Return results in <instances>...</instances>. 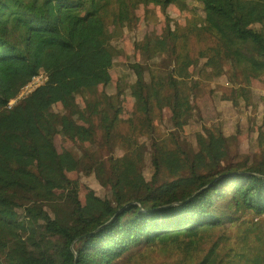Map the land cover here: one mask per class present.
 Here are the masks:
<instances>
[{
	"label": "trees",
	"instance_id": "1",
	"mask_svg": "<svg viewBox=\"0 0 264 264\" xmlns=\"http://www.w3.org/2000/svg\"><path fill=\"white\" fill-rule=\"evenodd\" d=\"M152 1L167 30L161 38L137 32L145 61L137 67L118 44L138 21L134 0H0V264H116L127 256L135 264L154 256L159 264H264V114L249 128L259 158L220 164L160 133L166 107L178 129L195 115L201 82L229 84L219 100L256 112L264 0L182 1V19L171 0ZM188 56L191 70L183 68ZM39 73L45 83L7 109ZM192 76L191 89L176 83ZM76 99L100 101L101 149L120 155L101 177L107 194L83 202L77 190L65 192V217L48 212L64 192L42 172L35 138L52 143L57 134L78 146L75 128L48 120L50 108Z\"/></svg>",
	"mask_w": 264,
	"mask_h": 264
},
{
	"label": "rangeland",
	"instance_id": "2",
	"mask_svg": "<svg viewBox=\"0 0 264 264\" xmlns=\"http://www.w3.org/2000/svg\"><path fill=\"white\" fill-rule=\"evenodd\" d=\"M134 1L138 21L131 33L126 30L123 32L118 44L126 55L134 59L126 63L138 67L145 64V61L137 53L136 45L132 40L133 37L137 35V32L153 30L161 38L166 33L167 23L158 2L152 0ZM182 1L192 5L197 3V0H171L170 11L174 15L179 12V19L183 18V14L178 10V6ZM168 68H171V66ZM183 68L191 70L192 60L190 56L184 59ZM194 79L195 76L190 78L176 77V83L179 86L191 89ZM229 89V84L216 81L201 82L198 87L199 96H194L191 99L198 107L195 115L186 125L178 129L171 126L169 121L170 110L166 107L163 111V123L160 130L162 136L167 138L171 136V133H174L178 136L179 142L185 146L184 149L189 150L192 146H196L208 159L218 158L220 164L229 161L232 156H236V159L240 160L243 156H247L249 159L259 158L254 143H251L253 135L250 133L249 128H256L258 121L264 114V87L254 89L256 112L251 107L246 109L238 101L221 102L222 92ZM126 106L127 111L130 110L131 100H127ZM105 118L106 113L102 111V104L95 99L86 103L81 99H76L70 107L59 104L49 109L48 120L51 128L58 121L64 119L76 129L81 138L78 146L57 134L54 135L52 143L45 140L42 135L35 138L41 159L42 172L54 179L60 186V190L64 192L56 197L55 201L46 203L50 214L56 208L60 209L59 214L65 217L69 214V207L64 194L71 189L78 191L79 198L83 202H87L96 195L103 196L107 194V186L102 182L101 177L109 174V159H115L120 155V152L117 148L101 149L104 146V138L100 125L104 124ZM203 128L209 130L202 132ZM198 133L202 134V137L196 136ZM152 141L153 139L145 140L142 151L146 156V174L149 173L152 152L150 145ZM205 170V167L198 168L199 172ZM33 218L36 219L35 216ZM159 262L160 258L154 256L147 261L136 264H159ZM116 264L135 263L132 256H127Z\"/></svg>",
	"mask_w": 264,
	"mask_h": 264
},
{
	"label": "built area",
	"instance_id": "3",
	"mask_svg": "<svg viewBox=\"0 0 264 264\" xmlns=\"http://www.w3.org/2000/svg\"><path fill=\"white\" fill-rule=\"evenodd\" d=\"M46 73H39L32 77L30 82L26 84L19 92V94L13 98L8 99L6 102V108L11 109L22 97L29 96L36 88L42 86L47 80Z\"/></svg>",
	"mask_w": 264,
	"mask_h": 264
}]
</instances>
